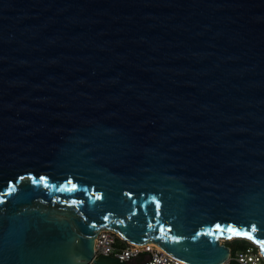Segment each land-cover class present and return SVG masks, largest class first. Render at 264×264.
<instances>
[{
    "label": "water",
    "instance_id": "obj_1",
    "mask_svg": "<svg viewBox=\"0 0 264 264\" xmlns=\"http://www.w3.org/2000/svg\"><path fill=\"white\" fill-rule=\"evenodd\" d=\"M253 228L264 0H0V264H127L101 231L225 264Z\"/></svg>",
    "mask_w": 264,
    "mask_h": 264
},
{
    "label": "built area",
    "instance_id": "obj_2",
    "mask_svg": "<svg viewBox=\"0 0 264 264\" xmlns=\"http://www.w3.org/2000/svg\"><path fill=\"white\" fill-rule=\"evenodd\" d=\"M252 244V243H251ZM237 252L238 264H264V256L258 246ZM95 257L108 256L127 264H188L168 254L155 244L136 245L122 239L113 231H101L95 242ZM231 259L225 263L229 264Z\"/></svg>",
    "mask_w": 264,
    "mask_h": 264
},
{
    "label": "trees",
    "instance_id": "obj_3",
    "mask_svg": "<svg viewBox=\"0 0 264 264\" xmlns=\"http://www.w3.org/2000/svg\"><path fill=\"white\" fill-rule=\"evenodd\" d=\"M225 245H227L231 250V261L229 264H238L236 260L234 259L237 252H240L243 250L246 251L251 248L255 250L254 246L251 244L250 241L242 240V239H234V240L228 241L225 243Z\"/></svg>",
    "mask_w": 264,
    "mask_h": 264
},
{
    "label": "snow or ice",
    "instance_id": "obj_4",
    "mask_svg": "<svg viewBox=\"0 0 264 264\" xmlns=\"http://www.w3.org/2000/svg\"><path fill=\"white\" fill-rule=\"evenodd\" d=\"M254 232H255V229L253 228L250 232L236 233V235L252 240L254 243L258 244L260 246L261 251L264 252V241L256 239L254 235L252 234Z\"/></svg>",
    "mask_w": 264,
    "mask_h": 264
},
{
    "label": "bare ground",
    "instance_id": "obj_5",
    "mask_svg": "<svg viewBox=\"0 0 264 264\" xmlns=\"http://www.w3.org/2000/svg\"><path fill=\"white\" fill-rule=\"evenodd\" d=\"M150 244H152V243H150Z\"/></svg>",
    "mask_w": 264,
    "mask_h": 264
},
{
    "label": "rangeland",
    "instance_id": "obj_6",
    "mask_svg": "<svg viewBox=\"0 0 264 264\" xmlns=\"http://www.w3.org/2000/svg\"><path fill=\"white\" fill-rule=\"evenodd\" d=\"M224 243V242H223Z\"/></svg>",
    "mask_w": 264,
    "mask_h": 264
}]
</instances>
